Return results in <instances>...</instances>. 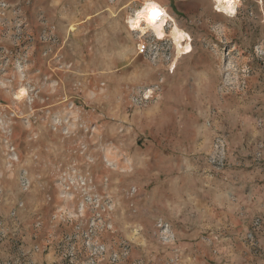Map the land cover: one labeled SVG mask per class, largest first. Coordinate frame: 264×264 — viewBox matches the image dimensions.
I'll list each match as a JSON object with an SVG mask.
<instances>
[{"label":"rangeland","instance_id":"rangeland-1","mask_svg":"<svg viewBox=\"0 0 264 264\" xmlns=\"http://www.w3.org/2000/svg\"><path fill=\"white\" fill-rule=\"evenodd\" d=\"M149 1L0 0V264H264V0Z\"/></svg>","mask_w":264,"mask_h":264},{"label":"bare ground","instance_id":"bare-ground-1","mask_svg":"<svg viewBox=\"0 0 264 264\" xmlns=\"http://www.w3.org/2000/svg\"><path fill=\"white\" fill-rule=\"evenodd\" d=\"M217 8L220 11H226L227 13H234L237 8L235 5L238 0H216ZM168 21V14L164 8L158 5L154 1L147 2L141 7L133 17H131L129 23L133 30H141L145 32V29H153L159 38L165 36V25ZM145 25V26H144ZM176 30L173 31L175 33Z\"/></svg>","mask_w":264,"mask_h":264},{"label":"built area","instance_id":"built-area-1","mask_svg":"<svg viewBox=\"0 0 264 264\" xmlns=\"http://www.w3.org/2000/svg\"><path fill=\"white\" fill-rule=\"evenodd\" d=\"M141 42L138 45V52L141 54H144V53H146L148 46H147L146 42H144V41H141Z\"/></svg>","mask_w":264,"mask_h":264}]
</instances>
